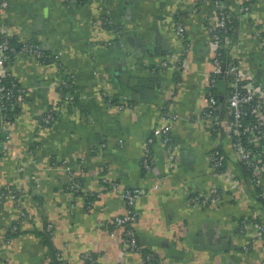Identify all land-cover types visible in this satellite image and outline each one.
<instances>
[{
  "label": "crops",
  "instance_id": "0c3cea01",
  "mask_svg": "<svg viewBox=\"0 0 264 264\" xmlns=\"http://www.w3.org/2000/svg\"><path fill=\"white\" fill-rule=\"evenodd\" d=\"M194 1L9 0L5 24L19 38L39 41L51 58L44 63L27 55L15 59L12 69L28 92L18 107L7 151L1 143L0 112V184L24 188L30 212L21 233L8 244L6 234L19 209L10 200L0 203V257L16 264H54L50 237L58 264H95L84 255L89 251L101 264H264V243L256 227L239 230L254 210L264 222L261 202L228 139L192 118L202 107L203 85L212 68L205 15L214 9L208 1L200 12L189 13ZM229 4L239 10V1ZM185 10L190 50L180 72L176 65L184 39L174 14ZM253 11L238 20L236 42L238 35L244 41L229 54L242 55L264 81L262 43L253 34L255 21L261 24L264 17V0H255ZM105 17L113 26L103 24ZM129 36L144 41L133 45ZM163 59L168 67L155 64ZM178 78L174 104L181 117L173 130L177 168L169 172L166 147L156 141L149 146L154 162L147 169L148 139ZM124 95L136 106L120 108ZM49 109L55 110V118L43 124ZM218 145L227 155L226 172L212 167ZM67 164L87 189L97 187L101 172L128 187L146 189L138 203L137 232L145 248L156 254L153 262L125 249L120 234L112 232L108 222L124 211L121 198L106 192L88 209L85 198L68 187ZM215 188L222 193L217 204L190 201L194 192ZM246 244L251 248L246 250Z\"/></svg>",
  "mask_w": 264,
  "mask_h": 264
},
{
  "label": "built area",
  "instance_id": "2783aa9c",
  "mask_svg": "<svg viewBox=\"0 0 264 264\" xmlns=\"http://www.w3.org/2000/svg\"><path fill=\"white\" fill-rule=\"evenodd\" d=\"M208 1L214 7L213 13L205 15L211 45L212 68L208 71L203 85L202 107L192 118L204 122L218 138L222 136L224 139H228L237 162L243 168L244 177L250 182L256 199L261 202L262 209H264V81H259L256 78L242 55L238 53L235 57H230L229 54L236 43L239 47L244 41V37L238 35L236 42L238 20L253 15L255 0H237L240 5L239 10L233 9L229 0H195L193 10L189 13L200 12L202 2ZM8 3L9 0H0V112L3 122L1 143L4 151L10 149L9 144L14 134L16 123L14 110L24 103L28 92V88L20 82L12 69L15 59L18 56L27 55L44 63L51 58L40 43H33L24 38H19L17 44L12 42V37L17 35L11 32L3 17ZM186 13L188 11L185 10V12L178 11L174 14L178 34L184 39L183 51L179 55L176 65L177 71L180 72L185 70V59L190 50V42L186 36V26L183 21V16ZM102 21L106 26H113L108 17ZM258 21H255L257 27L253 34L261 40V49L264 52V17L261 19V24ZM115 30L117 33L121 31L117 26ZM118 36L120 37V35ZM108 43L113 42L109 40ZM224 53H227L228 56L225 57ZM59 55L56 54V56ZM155 64L162 67L169 66L168 61L164 59ZM177 80L178 83L174 86L171 96L162 105L161 120L148 139L147 152L143 158V164L147 169L152 167L154 162V156L149 146L156 141L166 147L169 172L177 168L179 151L173 132L174 122L181 117L174 104L180 78ZM221 83L225 85L223 89L220 86ZM104 95L111 101L115 99L107 91ZM119 104L120 108L136 106L132 97L127 95L123 96ZM54 118L55 110L49 109L43 116L42 122L49 124L53 122ZM219 142L221 144L220 140ZM212 159V167L215 172H226L227 155L224 154L220 145L213 151ZM65 168L70 174L69 189L76 195L85 198V205L88 209L93 208L95 199L101 198L106 192H111L121 198L124 211L115 214L108 224H110L112 232L120 234L125 249L142 253L147 262H153L156 254L148 249L145 252L146 248L140 242L137 232V225L141 220L138 203L146 193V189L128 187L104 172L99 173L97 187L87 189L69 164L65 165ZM159 185L157 183L155 186ZM25 194L26 190L20 186L0 184V203L10 200L19 209V218L9 228L11 233L22 231L23 222L30 218ZM221 198L222 193L215 188L208 193L194 192L190 196V201L194 205H215ZM248 225L256 227L257 238L264 243V222L261 221L259 210L253 211L252 218L248 217L243 220L239 230L244 231ZM13 240L14 236L6 234L5 241L8 244H11ZM244 248L248 250L251 246L246 244ZM84 255L89 261L101 264L94 257L92 251L86 252ZM0 264L16 263L0 257Z\"/></svg>",
  "mask_w": 264,
  "mask_h": 264
},
{
  "label": "trees",
  "instance_id": "16d2710c",
  "mask_svg": "<svg viewBox=\"0 0 264 264\" xmlns=\"http://www.w3.org/2000/svg\"><path fill=\"white\" fill-rule=\"evenodd\" d=\"M12 42L14 43V44H17L18 43V41H19V37L18 36H14V37H12ZM31 42H33V43H40L39 41H37V40H34V39H29ZM41 44V43H40ZM225 57H227L228 56V54L227 53H224L223 54ZM62 92L64 93V88L62 89ZM18 112V108H15V110H14V113H17ZM213 133V132H212ZM21 233V231L20 232H10V230H8V232H7V234L8 235H10L11 237H15V236H17V235H19ZM148 250L146 249L145 250V252H147ZM93 253V255L94 256H96L95 255V253L94 252H92ZM152 262V261H151Z\"/></svg>",
  "mask_w": 264,
  "mask_h": 264
},
{
  "label": "water",
  "instance_id": "95a60500",
  "mask_svg": "<svg viewBox=\"0 0 264 264\" xmlns=\"http://www.w3.org/2000/svg\"><path fill=\"white\" fill-rule=\"evenodd\" d=\"M128 40H129L130 44H133V45H135V44L141 45L143 43V41H144L143 39L142 40L141 39L138 40V38L133 37V36H129ZM49 240H50V242L52 244L51 246H52L53 254L55 255L54 264H58V259L56 258L55 246L53 245L52 240H51L50 237H49Z\"/></svg>",
  "mask_w": 264,
  "mask_h": 264
}]
</instances>
